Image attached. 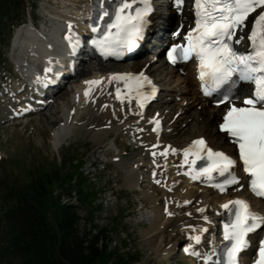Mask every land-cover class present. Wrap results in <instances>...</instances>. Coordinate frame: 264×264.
<instances>
[{
  "label": "rangeland",
  "instance_id": "1",
  "mask_svg": "<svg viewBox=\"0 0 264 264\" xmlns=\"http://www.w3.org/2000/svg\"><path fill=\"white\" fill-rule=\"evenodd\" d=\"M54 2L57 7V4H64L63 2L68 3V0H54ZM32 4H35L37 7L35 11H32ZM82 4L83 2L81 4L77 2V6H80L79 9L83 7V10L78 9L79 11H84V5ZM53 7V3L49 0H26V11L29 14L33 12V15H37L38 12L42 14L48 12L50 27L47 28L44 24L41 26V31L45 36L50 35L51 32L54 34L56 27H63V25H58L63 17L59 16L58 10H52ZM164 9V12L167 14L166 11L168 9ZM62 11H64L65 14L69 13L66 12L67 9ZM27 30H30L28 25ZM18 44L20 55H22L23 49L25 50L26 47L22 42H18ZM142 56L143 55L138 56V60L134 59L124 62H94L89 67L91 71L107 77L108 74L111 73V71L108 70L127 68L128 62L141 65L144 60H142ZM8 65L10 66L12 64L8 62ZM160 69L162 70V68ZM0 70H2L1 65ZM170 70L168 66L164 67V71L169 72ZM151 72L157 73L152 69ZM13 75L15 76V74ZM172 79L174 80L172 81L173 84L168 83L167 85H172V87L174 86L177 90L180 89V87L181 89H185V87L187 88L190 85L177 71L173 74ZM77 83V80L74 82L71 81L63 91L67 94H71L72 88ZM177 83L180 84L177 85ZM63 91L61 90V92ZM179 94L180 92H178L177 95L173 89L172 91L166 92L167 97L170 95L172 98L177 95L180 96L181 99L175 103L174 100L171 101V99L167 98L160 103L159 108L166 112V105L170 104L174 107L173 111H175L176 108L180 106L179 104L186 103ZM183 96L187 101L195 97L192 93H187ZM63 99V97L58 96V100L55 104L50 105L45 111L26 121L0 127L1 194L8 190L6 187L8 186L7 184L17 186L19 184L23 188V186L32 179V174L36 167L40 166L39 168H41V170L50 172L58 167L62 161L63 164L61 167L63 177H65L66 172H76L72 180L63 185L64 188H60L58 184L53 185L54 194L61 197L64 203L70 205V210H68L61 225L62 232L65 236V242L74 245L91 259L95 257L94 254L104 249L114 250L118 248L122 253L127 254V251L135 253L133 256L137 257V259L132 261L133 264L161 263L164 260L165 250L162 249L163 247L155 250L154 244L156 245V243H152V239L150 238V240L146 239V237L151 234L148 228L154 216L149 222L141 221L144 217L148 216L149 209H153L151 207L143 210L150 201L149 199L147 200L149 197L148 194L150 193L149 195H153L156 193V196L161 195L160 189L158 190V188L154 187L148 180H144V177L139 178L137 173L133 177V175H129L126 170L109 165L111 155L118 151L122 152L123 155L125 153H133V155L136 153L134 152L133 146L129 147L127 142L119 139L120 136L118 135V131L114 128V131L112 128L108 129L111 130V132L98 136L99 138L92 135L94 132L102 131L99 130L104 128L101 123L107 120L106 118H108L110 111H102L103 114H108L104 117L101 115L95 120H90V125L88 124L89 127L92 125L94 127L89 128L90 132H88L84 129L86 128L85 120H87L86 114L88 115L92 107L89 106V104L74 102L73 99L70 101L68 99L67 104L61 103L60 101ZM65 104L67 106L69 105L67 107V113L63 112L66 110ZM70 107L75 108L76 111L71 115L70 120L67 121L65 115H70ZM193 111H195V107L192 108L191 112ZM2 112L3 110L0 107V116L3 115ZM93 114L91 113L90 116H93ZM204 114L205 113L202 111V115ZM83 116L86 118H84L85 122L83 121ZM90 116L88 115V117ZM180 118L181 116L178 119ZM189 118L191 119L192 117ZM200 120H203V116L199 119L201 123L202 121ZM63 121L69 126L68 135L70 138L67 136L69 138L68 140L67 137H63L64 139L62 138L61 140L64 141V144L61 146L58 145L60 134L58 135L57 132L61 131L62 125L64 124H62ZM182 121L181 118L178 122L180 123V128L177 131L174 130L169 132V134L166 135V139L175 142L174 140L177 138L175 143L182 144L189 140L192 135L195 136L197 133L196 130H199L198 127L193 128L194 133L192 135L180 133V129L185 125L183 122L185 121L187 123V119L185 118V120ZM181 123L183 124L181 125ZM191 123H193V121ZM198 125L201 126L199 123ZM66 130H64L63 135L67 132ZM211 130L212 128H210V131ZM216 130L217 125L214 127L213 133L220 136L218 139L222 142V145H227L225 137L221 136ZM204 132L205 131H203V133ZM204 135L209 139L211 137L209 132H205ZM213 145L218 146L217 143H213ZM222 145L221 147L224 148ZM100 160H106V162L102 163ZM74 163L75 165H73ZM38 174L39 173H37L35 177H37ZM132 181L133 185L129 184ZM79 187H82V192H78ZM83 189L87 190V192L91 190L96 192L92 196V200H83ZM155 214L156 210L153 213L151 211V215ZM24 218H26V216H24L23 219ZM24 225L28 226L25 233L21 232L20 234L19 232V234L17 233L13 236V239L20 246L22 260L25 264H56L52 258L48 257L41 250L42 242L37 235V225L35 221L30 218L23 222V226ZM174 229L172 227L165 228L163 232L165 233L164 238L165 236L168 238H171L173 235L175 236L179 229ZM25 245L29 247L26 248ZM164 248L166 249V246ZM3 261L9 263L11 259L10 257L4 258Z\"/></svg>",
  "mask_w": 264,
  "mask_h": 264
},
{
  "label": "snow or ice",
  "instance_id": "2",
  "mask_svg": "<svg viewBox=\"0 0 264 264\" xmlns=\"http://www.w3.org/2000/svg\"><path fill=\"white\" fill-rule=\"evenodd\" d=\"M182 2L183 0H175L178 10ZM107 3L108 0H95L98 8L96 18L100 21L106 17L109 19L102 35L93 39L92 43L105 57L120 56L125 51L132 50L141 38L148 23L146 17L152 11L151 0H113L106 7ZM261 7H264V0H195V27L186 36L188 43L184 46L173 45L168 58L176 63L178 57L188 59L195 54L199 60V76L206 90L209 83L215 88L224 84L235 86L240 81L254 85V94L243 100L244 106L233 104L227 108L220 129L238 146L239 158L250 178V189L256 195L264 197V11L256 17L248 37L252 50L240 52L232 46L235 30L243 26L250 13ZM98 27L99 25L94 26L92 31L97 32ZM239 42V39L235 41ZM112 79L124 81L130 92L143 88L144 84H151L142 72L114 73L109 77V80ZM85 83L95 85L100 81L91 80ZM117 92L119 93V89ZM84 95L89 96V89H85ZM228 98L226 93L220 102L223 103ZM145 99L147 97H140L141 107ZM202 150H206L203 158L207 163L196 167V160L202 158ZM167 151L165 149L164 154ZM171 151L175 154L176 149ZM183 152L184 163L191 165L186 174L193 180H198L201 176L212 180L213 173H217L223 179L214 186L221 192L226 190L227 185L238 183L239 178L229 170L236 164V160L222 151L207 148L203 138L194 140ZM190 154L193 157L191 161ZM222 207L233 216L231 222L224 225L223 239L227 242L224 248V264H238V253L248 247L249 233L264 225V216L253 212L247 201L242 199L230 200ZM204 219L207 220V217ZM193 239L199 242L201 238L196 235ZM255 264H264V239L259 242Z\"/></svg>",
  "mask_w": 264,
  "mask_h": 264
},
{
  "label": "bare ground",
  "instance_id": "3",
  "mask_svg": "<svg viewBox=\"0 0 264 264\" xmlns=\"http://www.w3.org/2000/svg\"><path fill=\"white\" fill-rule=\"evenodd\" d=\"M81 1L83 2V0H68V3L67 2H63L64 4H61L60 5V8L59 9L61 11L58 10V14H59L60 17L62 16L63 19H61L62 20L61 21L62 23L60 22L58 25H63V27L62 26L56 27L57 26L56 25L55 26L56 29L54 30V34L51 32L50 35L45 36V34L41 31V28L39 30L33 29L32 28V23L31 24L30 23L28 24L29 28H31L30 30H27V25L26 26L25 25L24 26H21L18 29V31L16 33V36H15V39H14V44H16V46H18V42H22L23 45H25V47H26L25 50L23 49V54L20 55L19 59H17V60H18L19 64H22L21 61H25V63H26L27 71L29 72V75H30L29 80L31 82L29 85L31 87H33V90L29 94L30 97L33 96V95H31V94H33V91L36 93L37 98H43L44 97V96L41 97V94L45 92L44 86L42 87L39 83H37V77H36L37 75H39V72H36V70L39 68L40 65L45 66L46 67V71L48 70L49 73L52 70L56 69L57 68V65H64V63L66 61L64 59L65 58L64 54H66L64 52L65 49H66L64 40L72 37V40H70V41H73L74 37L77 35V33L83 27V22L85 20V17H89V14H88L87 11L85 13H83L82 11L81 12L79 11L80 9L78 10L77 2H80V4H81L82 3ZM156 1L157 2H162V0H156ZM82 8L83 7H81V9ZM64 9H67L66 12H69V13L65 14L64 11H62ZM66 21H67V23H66ZM69 25H71V28H69ZM158 26H159V28H157L156 30L153 31L154 34H156L158 32V30L161 28V26H162V19H160ZM66 28H68L69 30L66 32L67 34H63V32H64V30ZM53 36L54 37H57V40L56 41H54ZM168 37H169V34L167 35V38ZM17 39H18V42H17ZM52 47H53V49H51ZM62 48H64V51H62ZM162 52L163 51H161L160 53H162ZM57 55H58L59 58L56 57ZM145 62L146 61H144V63L141 64V65L140 64H135L133 62H128V67L127 68H123V69H125L123 73H127V70L128 69L130 70L132 67H136L138 65L141 66V67H143V66H145ZM148 67H149V69L151 68L153 71H156L157 72V73H155L156 74V78H157V80L164 82V84H162V86L163 85L165 86V91L172 90L171 88H173V87L170 86V85H167V84L170 83V82L172 83V81H174L172 79L173 74L175 73V69L174 68L172 70H170L169 72H166V71H164V67H165L164 66V63H157L156 61L151 62L148 65ZM159 67L162 68V70ZM58 72H60V70H58ZM86 74H88L87 70H83L81 75H86ZM109 81H110V85L112 87L111 88L112 89V93L114 95V97L112 98V100L114 102H134V101H137L139 99V97H137L138 94H136L137 93V90H133V91L130 92L129 89L125 87V82L124 81H118V80H115V79H112V80H109ZM179 81H180V79H179ZM185 81H187L190 84V86L186 89V92H184V93H192V94H194L196 96V99L197 100L191 102V104L190 103L188 104L187 103V99H183L186 103H183L182 105L179 104L180 105L179 109L182 112V113H180L179 117L182 115V118H184V119L186 118L187 119V123L185 122V125L180 129V133H184L186 135H192L194 133L193 132V128H197L198 127L199 130H196L197 131V133H196L197 136H202V135H204L205 132H209L210 135H211V137L209 139L210 142H211V144L217 143L218 144V147H221L222 142L219 141V139H218L220 136H217L213 132H214V127L216 125H217V130L216 131L219 132L218 131V118H219L218 116L219 115H221V116L223 115V109H222V107H220V108H216V107L210 108V107H208V105L206 103H203V101L201 100V98L198 96V92L196 91V89L194 87V84L192 82V79H191V77L189 75H187V77H185ZM24 82L25 81H23V83L19 87H18V84H16L13 87V90H11V91H20L21 90L20 87H22V85H24ZM103 82H106V81L103 80ZM179 84L177 83V85H179ZM87 85H89V84H87ZM187 86H188V84H187ZM65 87H66V85L64 86L63 89H65ZM52 88L53 87H51L49 91H51ZM176 88H178V87H176ZM63 89H62V91H63ZM85 89H88V87L85 84H83L82 82L78 83L77 86L75 88H73V90H72V98L75 99L76 98V95H78L79 96V101L82 100L81 103H85L86 104L88 102V99L87 98L89 96L86 97L84 95ZM117 89H119V94H120L118 97H116V95L118 93L117 92ZM180 89H181V87H180ZM180 89H178V90L175 89L174 92L180 91ZM82 92H83V96H82ZM53 94L54 95H51V96L53 97L54 102L51 105L55 104V102L58 100V96L63 97L65 99L67 97V95H68L64 91L63 92H60L59 95L56 94V92H54ZM89 95H90V93H89ZM51 96H49V97H51ZM183 98H184V96H183ZM27 100H30V99H27V98L23 99V101L21 102V106H20L21 109L23 108V105H24V103ZM201 101H202L203 104L200 105V102ZM47 102H48V100L46 98L44 103H47ZM97 102L100 105L93 106L91 108V111L89 113L87 112L89 116H90L91 113L92 114L94 113L93 116L88 117V115L86 114V116H87L86 117L84 115L87 118V120H85L86 121V124L85 125H87V124L90 125V123H89L90 120L92 121V120L96 119L97 117H99L101 115H103L102 117H104V116H106V114H108V113L103 114V112H102L103 109H104L102 107L105 106L106 101L104 99H102V100H97ZM101 105H103V106H101ZM61 106H63V105H61ZM64 106H66V110L65 111L62 110V111L67 113L68 112V108L67 107L69 105L67 106L65 104ZM31 107L34 108V109L35 108L38 109L39 106L38 105H35V104L34 105L31 104ZM48 107L49 106H47L45 108V110ZM166 107H168V106H166ZM193 107H195V111L191 112ZM71 109H72V107L69 108V114L71 112L70 111ZM20 111L21 110H18V112H20ZM168 111H171V110H168ZM202 111L205 113L204 115H202ZM32 116H37V114L36 115H32ZM84 116L82 117L83 118V121H84V118H85ZM202 116H203V120H200V121H202L200 123L199 122V119ZM7 117H8L7 114L6 115H3V118H7ZM65 117H66V120L69 119V115H65ZM189 117H192V118L190 119ZM26 119H28V118H25L24 120H26ZM106 119H110V117L108 116V118H106ZM127 119H129L130 121L126 122L121 127L122 128L123 127H125V128L128 127L127 128L128 130L130 129L131 131H134V133H133L134 135H139L140 136L141 133H143V132H139V130L142 128L141 125L140 124H137V126H135V124L137 123V121H136L135 118H130L129 117ZM220 119H221V117H220ZM192 121H193V123H191ZM106 123L107 122L105 121L102 124L104 125ZM198 123L201 124V126H199ZM62 124L63 125H62V128H61V131L57 132L58 135L60 134L59 141H58V145H61V146L64 144L63 143L64 141L61 140L63 137L65 138V137L68 136L70 138V136L68 135L69 134L68 133L69 126L67 125V123L65 121H63ZM202 125H204V126H202ZM179 127H180V125L178 123L176 125H174V129L175 128L177 129ZM112 128H116V127L113 126ZM210 128H212L211 131H210ZM84 129L87 130L88 132H90L89 129H87V128H84ZM84 129H83V131H84ZM64 130H66L67 132L63 135ZM99 130H102V131L101 132H98L97 131L96 133L94 131H92V132H94V134L92 133V135L94 137H98V136H101L103 134H107V133L111 132V130L104 129V128L99 129ZM200 130H203L205 132L203 133V131H200ZM113 131H114V129H113ZM144 134L145 133H143L142 135H144ZM196 134H195V136H196ZM192 136L190 137L191 139H193V137H195V136H193V137ZM221 136H224V135L221 134ZM69 138H68V140H69ZM98 138H96V139H98ZM176 139L174 140L175 142L177 141ZM130 140H132V139H130ZM147 140H148V138L147 137H144L142 139L141 143H143V142L145 143ZM165 142L166 143L163 144V143H158V142H149L148 143V141H147L146 146H148V148H149V146H152L155 143H157V146H159V150L161 152H164L165 149H168L167 152H172L171 149L174 148V149L177 150L178 147L180 146V145H177L175 142H171V141H169L167 139H166ZM187 142H189V140ZM187 142H185V143L183 142L184 144L181 145V147L184 146V145H186ZM168 144H171V148L169 147ZM61 146H59V147H61ZM222 146H224V148H227V145H222ZM142 149H144V146H143ZM183 150L184 149L180 150L178 153L181 154V155L184 154ZM143 151L144 150H142V152ZM141 154L143 155V153H141ZM132 157H133V160H132ZM132 157H128V158L121 157V159L119 160L120 163L119 162L118 163L123 168L127 169V172H128L129 175L131 174L134 177L135 173L137 172L134 167H138L139 166V164H140L139 162H140L141 158L135 159V156H132ZM158 159H163V157H160L159 156L155 162H159ZM151 160H153V159H151ZM181 164H182V161H181ZM178 165H180V164H178ZM166 166L168 168V170H167L168 176H176L180 171L182 173H184L185 175H187L186 174L187 171H185L184 168L173 167V162L172 161H170L169 163H167ZM187 176L190 177V183H194L195 182V180H193L190 175H187ZM165 179H166V177H165ZM185 180H187V179H185ZM137 181H136V184H137ZM165 183H167V181ZM129 184L133 185V181L130 182ZM170 187L173 188V189H175V190L178 189V191L181 192L180 195H178V196H180V198H183L182 200H186V199L189 200V199L193 198L192 196H194V191H192L193 190V186L191 187V184L189 185L187 183V185H184L183 188H180L177 184H174L172 182H169V185H167V187L165 189L170 188ZM184 188H186V192L185 193L182 192ZM207 191H209V190H207ZM209 192H211V191H209ZM212 193H213V191H212ZM216 196H217V194H216ZM170 197L171 196L168 195V198H170ZM201 197H203V195L196 197L195 198V202H198ZM151 198H153V202L156 200V198H155L154 195H152ZM147 200H148V198H147ZM207 201L208 200H206L203 203L201 202L197 206V209H202L203 211H197V209L196 210H190V214L193 217L194 216L197 217V216L202 215V214L206 215V217H207L208 214L211 213V211L209 209L207 210V213L205 211V207H206L205 203H207ZM253 201H254L255 206L258 209H260L261 211L264 212V204L262 202H260L259 200H257V199H255V200L253 199ZM192 219H194V218L187 219V216L185 215V212H183V213L177 212V214L174 215L171 218H167L166 216H164V214H162L160 212V215L158 214L157 217L154 216L153 219H152V221H150V224H149V228L148 229H149V233H151V234H149V236H147L146 239H149L150 238V239H152L151 240L152 243H156V245L154 244L155 250L156 249H160V248L163 247V245L166 244L165 241L167 240L166 237L164 238V233H163L165 228H171V227L172 228H174V227H178L179 228L181 226L182 228L183 227H187V230L190 232L191 231V228H193V226L191 225Z\"/></svg>",
  "mask_w": 264,
  "mask_h": 264
},
{
  "label": "trees",
  "instance_id": "4",
  "mask_svg": "<svg viewBox=\"0 0 264 264\" xmlns=\"http://www.w3.org/2000/svg\"><path fill=\"white\" fill-rule=\"evenodd\" d=\"M21 2L22 0H0V31L4 29V19L9 16L16 18ZM39 167L34 169L32 179L23 188L19 184H7L8 190L5 193L1 194L0 190V224L4 228L0 239V264H25L20 246L13 236L19 232L25 233L28 226H23V222L30 218L37 225L36 232L42 242L41 250L56 264H132L136 258L131 252L126 254L118 248L104 249L94 254L95 257L91 259L74 245L65 242L61 225L68 207L54 194L53 185L58 184L60 188H64L63 185L72 180L73 173L66 172L63 177L61 166L50 172ZM37 173L39 174L35 177ZM84 193L88 195L87 192ZM20 214L26 218L20 220ZM8 257L11 262H4L3 259Z\"/></svg>",
  "mask_w": 264,
  "mask_h": 264
}]
</instances>
